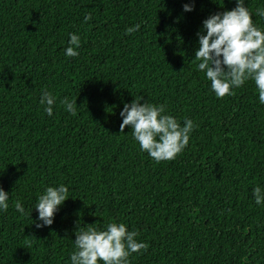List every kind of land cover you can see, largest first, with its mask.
<instances>
[{
    "label": "trees",
    "instance_id": "16d2710c",
    "mask_svg": "<svg viewBox=\"0 0 264 264\" xmlns=\"http://www.w3.org/2000/svg\"><path fill=\"white\" fill-rule=\"evenodd\" d=\"M194 5L184 11V5ZM264 30V0H244ZM236 0H0V264H71L78 227L137 231L128 264H264V104L249 79L218 98L195 60L198 32ZM91 19L85 22V15ZM140 29L126 34L128 27ZM70 33L80 38L69 57ZM206 34V30L205 33ZM55 98L49 116L40 98ZM76 100L73 116L60 103ZM195 125L174 160L156 162L125 103ZM68 187L50 226L38 197ZM20 201L24 214L15 208ZM102 264V262H101Z\"/></svg>",
    "mask_w": 264,
    "mask_h": 264
},
{
    "label": "clouds",
    "instance_id": "9594fccd",
    "mask_svg": "<svg viewBox=\"0 0 264 264\" xmlns=\"http://www.w3.org/2000/svg\"><path fill=\"white\" fill-rule=\"evenodd\" d=\"M194 5L185 4L184 11H192ZM256 14L264 17V9H257ZM91 14L85 15L87 22ZM140 29L137 24L128 27L126 34ZM206 30V34L205 33ZM69 47L66 55H79L76 48L80 38L70 33ZM199 47L195 51V60L200 61L198 69L206 73L211 82V88L218 98L234 94V88H240L251 79L258 92L260 103L264 104V30L256 27L244 0H236V7L210 15L203 21V29L197 33ZM142 100V99H141ZM134 99L125 103L120 116V132L126 126L131 127L134 139L141 150L149 154L156 162L174 160L189 143V134L195 125L191 119H186L183 126L171 115L164 114V105L141 103ZM56 98L44 91L40 98L45 112L51 116ZM65 110L73 116L77 115L76 100L69 101L67 97L60 101ZM69 189L64 184L58 187L49 186L38 197L35 209L38 211L37 228L50 226L54 214L66 199ZM255 202L264 203V193L261 188H253ZM9 194L0 188V209L7 211ZM15 208L24 214L20 201L15 202ZM137 231H129L124 223L108 222L106 230L95 227H78L75 233V251L70 255L71 264H128L131 253L147 250L149 245L138 242Z\"/></svg>",
    "mask_w": 264,
    "mask_h": 264
}]
</instances>
